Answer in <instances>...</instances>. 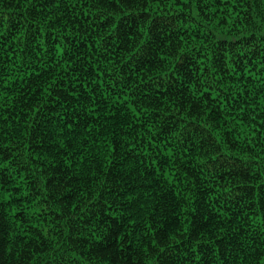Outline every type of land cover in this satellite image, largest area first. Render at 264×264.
Here are the masks:
<instances>
[{"label": "trees", "instance_id": "1", "mask_svg": "<svg viewBox=\"0 0 264 264\" xmlns=\"http://www.w3.org/2000/svg\"><path fill=\"white\" fill-rule=\"evenodd\" d=\"M0 264H264V0H0Z\"/></svg>", "mask_w": 264, "mask_h": 264}]
</instances>
